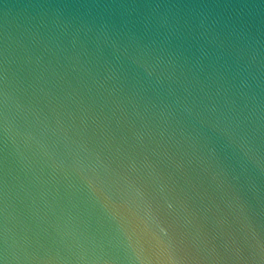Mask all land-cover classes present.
I'll use <instances>...</instances> for the list:
<instances>
[{
    "label": "water",
    "instance_id": "obj_1",
    "mask_svg": "<svg viewBox=\"0 0 264 264\" xmlns=\"http://www.w3.org/2000/svg\"><path fill=\"white\" fill-rule=\"evenodd\" d=\"M0 264H264V0H0Z\"/></svg>",
    "mask_w": 264,
    "mask_h": 264
}]
</instances>
